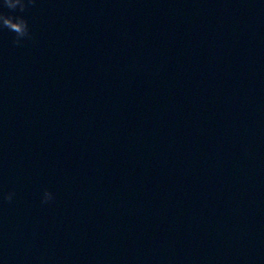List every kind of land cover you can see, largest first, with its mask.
Listing matches in <instances>:
<instances>
[{
    "label": "water",
    "instance_id": "95a60500",
    "mask_svg": "<svg viewBox=\"0 0 264 264\" xmlns=\"http://www.w3.org/2000/svg\"><path fill=\"white\" fill-rule=\"evenodd\" d=\"M0 11V264H264V0Z\"/></svg>",
    "mask_w": 264,
    "mask_h": 264
},
{
    "label": "clouds",
    "instance_id": "9594fccd",
    "mask_svg": "<svg viewBox=\"0 0 264 264\" xmlns=\"http://www.w3.org/2000/svg\"><path fill=\"white\" fill-rule=\"evenodd\" d=\"M34 0H0V8L19 9L21 12L33 3ZM0 27L7 28L15 33L13 44H20L24 38L30 36L29 25L27 20L21 15L5 14L0 11ZM53 193L47 189L41 194V202L45 203L53 199ZM13 193L9 192L4 198L11 200Z\"/></svg>",
    "mask_w": 264,
    "mask_h": 264
}]
</instances>
